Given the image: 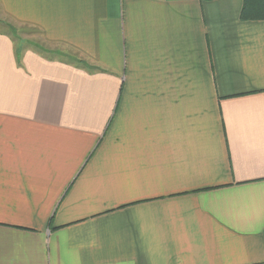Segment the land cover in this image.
Masks as SVG:
<instances>
[{
  "label": "crops",
  "instance_id": "1",
  "mask_svg": "<svg viewBox=\"0 0 264 264\" xmlns=\"http://www.w3.org/2000/svg\"><path fill=\"white\" fill-rule=\"evenodd\" d=\"M243 0H0V264H264V20Z\"/></svg>",
  "mask_w": 264,
  "mask_h": 264
},
{
  "label": "rangeland",
  "instance_id": "2",
  "mask_svg": "<svg viewBox=\"0 0 264 264\" xmlns=\"http://www.w3.org/2000/svg\"><path fill=\"white\" fill-rule=\"evenodd\" d=\"M9 25H3L0 22V30L8 32L16 40L18 47L33 46L36 49L49 52L51 54H59L63 57L70 56L67 51L61 47L47 42L42 34L32 27L19 26L17 24L8 23Z\"/></svg>",
  "mask_w": 264,
  "mask_h": 264
},
{
  "label": "trees",
  "instance_id": "3",
  "mask_svg": "<svg viewBox=\"0 0 264 264\" xmlns=\"http://www.w3.org/2000/svg\"><path fill=\"white\" fill-rule=\"evenodd\" d=\"M240 18L243 21L264 20V0H243ZM20 54L21 48L19 47L17 49L18 60H20Z\"/></svg>",
  "mask_w": 264,
  "mask_h": 264
}]
</instances>
